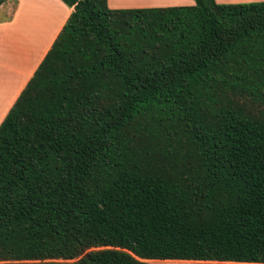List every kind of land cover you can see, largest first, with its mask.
<instances>
[{
    "label": "trees",
    "instance_id": "trees-1",
    "mask_svg": "<svg viewBox=\"0 0 264 264\" xmlns=\"http://www.w3.org/2000/svg\"><path fill=\"white\" fill-rule=\"evenodd\" d=\"M61 1L0 122V264H264V1Z\"/></svg>",
    "mask_w": 264,
    "mask_h": 264
},
{
    "label": "crops",
    "instance_id": "crops-1",
    "mask_svg": "<svg viewBox=\"0 0 264 264\" xmlns=\"http://www.w3.org/2000/svg\"><path fill=\"white\" fill-rule=\"evenodd\" d=\"M264 0H215L239 3ZM194 0H107L110 8L188 6ZM70 13L61 0H5L0 4V122L49 49ZM200 264H263L235 261L177 260Z\"/></svg>",
    "mask_w": 264,
    "mask_h": 264
},
{
    "label": "rangeland",
    "instance_id": "rangeland-1",
    "mask_svg": "<svg viewBox=\"0 0 264 264\" xmlns=\"http://www.w3.org/2000/svg\"><path fill=\"white\" fill-rule=\"evenodd\" d=\"M152 264H170L174 262L166 261V260H150ZM176 264H200V262H176Z\"/></svg>",
    "mask_w": 264,
    "mask_h": 264
}]
</instances>
